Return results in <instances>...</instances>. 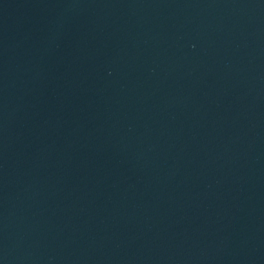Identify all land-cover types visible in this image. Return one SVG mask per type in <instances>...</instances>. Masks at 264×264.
I'll list each match as a JSON object with an SVG mask.
<instances>
[{"label":"water","instance_id":"obj_1","mask_svg":"<svg viewBox=\"0 0 264 264\" xmlns=\"http://www.w3.org/2000/svg\"><path fill=\"white\" fill-rule=\"evenodd\" d=\"M0 264H264V0H0Z\"/></svg>","mask_w":264,"mask_h":264}]
</instances>
